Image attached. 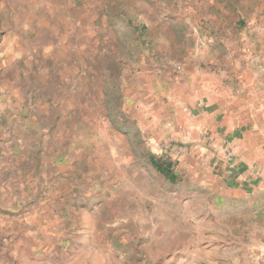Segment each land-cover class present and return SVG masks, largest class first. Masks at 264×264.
<instances>
[{
  "label": "crops",
  "instance_id": "0c3cea01",
  "mask_svg": "<svg viewBox=\"0 0 264 264\" xmlns=\"http://www.w3.org/2000/svg\"><path fill=\"white\" fill-rule=\"evenodd\" d=\"M15 1V28L24 36L13 43L28 47L15 62L26 82L20 95L0 96V208L4 185H72L78 152L69 144L78 118L85 123L84 111L99 109L106 82L93 64L98 54L92 63L86 47L109 45L97 32L105 28L113 39L118 30L141 31L146 82L138 120L148 169L164 184L195 178L244 199L264 221V0ZM171 28L192 36L178 65L151 53L170 41ZM105 154L98 165L115 157ZM208 237L207 251L225 253L217 236Z\"/></svg>",
  "mask_w": 264,
  "mask_h": 264
},
{
  "label": "rangeland",
  "instance_id": "374dc122",
  "mask_svg": "<svg viewBox=\"0 0 264 264\" xmlns=\"http://www.w3.org/2000/svg\"><path fill=\"white\" fill-rule=\"evenodd\" d=\"M16 6L0 0V82L6 85L0 96L20 95L19 83L26 82L21 61L15 62L18 50L28 48L13 43L24 36L15 28ZM97 32L109 45L86 48L92 63L98 54L93 64L106 82L99 109L84 111L85 123L80 116L77 139L69 144L78 152L72 185H4L0 264H259L264 221L253 218L246 200L195 178L164 184L148 169L138 120L146 82L141 31L118 30L114 39L109 29ZM167 37L151 53L163 51L178 65L192 36L171 28ZM128 98L135 104L126 106ZM105 153L115 157L100 166ZM41 176L45 183L48 176ZM212 235L225 253L206 250Z\"/></svg>",
  "mask_w": 264,
  "mask_h": 264
},
{
  "label": "built area",
  "instance_id": "2783aa9c",
  "mask_svg": "<svg viewBox=\"0 0 264 264\" xmlns=\"http://www.w3.org/2000/svg\"><path fill=\"white\" fill-rule=\"evenodd\" d=\"M259 264H264V259H262Z\"/></svg>",
  "mask_w": 264,
  "mask_h": 264
}]
</instances>
